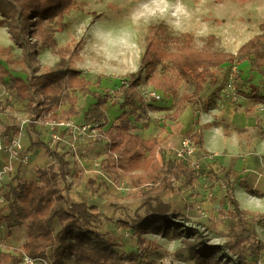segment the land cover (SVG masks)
I'll list each match as a JSON object with an SVG mask.
<instances>
[{
  "label": "rangeland",
  "instance_id": "rangeland-1",
  "mask_svg": "<svg viewBox=\"0 0 264 264\" xmlns=\"http://www.w3.org/2000/svg\"><path fill=\"white\" fill-rule=\"evenodd\" d=\"M74 2L75 8L62 16L44 21L42 28L51 33L56 49L66 47L70 52L73 50L72 54L66 55L64 63H72L75 69L80 70L82 76H84L82 72L85 73L84 78L89 79L91 83L100 78L98 86L90 87L91 90L98 92L113 90L117 81L114 83L115 86L112 82L117 76L127 78L129 74H138V92L140 90L144 93L147 87H152L146 81V74L151 71L162 72L163 67L160 64L155 67L141 64V55L150 28L155 29V37L168 52H174L180 45L186 44L194 48L207 45L212 51L235 53L239 46L253 35L264 32V0H74ZM31 40L38 42L40 39L34 35ZM8 42L12 41L7 30L0 26V45ZM14 49L15 47H12V52L16 54L18 50ZM60 59L55 49L39 47L37 55L39 66H54ZM259 72L258 74L256 70H252L248 62L224 64L217 73L220 79L219 87L224 90L223 99L225 101L230 99L235 104L239 92H249L259 82L263 85L264 67H261ZM18 75L24 76L21 73ZM246 79L251 84L245 86V91L239 90L240 82ZM208 86L205 85L200 93L202 96L204 94V97L208 96L207 92L211 88ZM182 89L192 91V86L187 85L184 88L181 86L180 90ZM260 92L264 95L262 89ZM76 95L77 115L70 119L82 123V113L90 106L94 97L79 92H76ZM204 97L200 96L198 107L203 106ZM120 101L121 98L111 99L104 105L103 109L108 118L104 129H107L117 116V104ZM246 102V107L251 108L247 111L246 117L264 121V101ZM156 104L162 106L163 102ZM68 108V103H62L57 108L59 119L66 121L65 112ZM113 110L116 113H113ZM164 114L157 115L154 120L163 121ZM28 118L25 102L14 99L9 78L5 77L4 83H0V139H5L3 132L6 127L19 128L18 133L10 134L18 138L26 147L28 155L32 156L27 164L29 173L25 176L30 178L27 180H36V170L52 164L45 151L40 152L42 160L34 161L36 156L32 154L35 148L31 145L32 141L47 139L51 148H56L64 154L69 171L59 178L61 185L64 186L66 198L68 201H84L88 205H95L101 214L102 223L90 228L88 232L87 236L92 240H96L97 237L98 242L124 252L125 256L129 252H136L152 264H164L167 261L174 264H232L226 257L219 258L218 255L222 252L227 257L230 256L236 264H250L252 262L250 260L255 256L264 258V221L252 222L249 219L250 215L248 216L250 232L255 236L254 241L262 245L263 249L258 253L251 254L247 251L242 255L238 252L240 248L229 249L226 243L228 231L218 213L225 210V207L218 206V201H215L219 192L214 190L215 183L207 172L211 167L210 163H207L206 167L201 166L199 159L193 158L199 163L198 175L195 174L193 180L181 179L174 183L173 188L159 192L160 198L168 202L170 207L163 218L158 219L157 215L149 212L147 206L142 205L145 198L138 189L132 187L133 175L121 174L118 179L113 180L99 170L100 161L106 151V139L103 135L101 137L85 135L75 141L69 138L71 135L60 130L63 133V141L50 143L49 137L43 134L47 121L45 117H40L35 127L28 124ZM193 124L195 126V123ZM155 125L157 131L164 128L158 123ZM140 126L142 123H133L132 131L138 134ZM193 129L195 134L189 131L185 137L192 133L198 138L199 129L196 127ZM139 137L141 138L140 135ZM193 141L191 145H194ZM168 155L170 154L166 153L164 157ZM53 169L58 170L57 164H53ZM21 172L17 174L12 169L6 186L16 174L20 176ZM203 175L206 180H203ZM87 181H93L94 184L86 185ZM94 186L98 188L96 192ZM221 187L223 186L221 185L220 189ZM144 190H147V187ZM10 202L6 201V205ZM104 217L110 220H104ZM5 225V223L0 225V247L4 251L13 252V249L17 248L14 245L17 240L12 243L13 237H8L6 231L2 234V226ZM188 226L201 231L207 244L213 246L215 251L212 260L202 261L192 253L190 244L199 240L196 235H188L186 230ZM56 228L58 227L55 223L53 229ZM141 240L140 245L138 241ZM49 253L50 249L47 250L48 258ZM64 262L63 264H78L71 256L66 257Z\"/></svg>",
  "mask_w": 264,
  "mask_h": 264
},
{
  "label": "trees",
  "instance_id": "trees-1",
  "mask_svg": "<svg viewBox=\"0 0 264 264\" xmlns=\"http://www.w3.org/2000/svg\"><path fill=\"white\" fill-rule=\"evenodd\" d=\"M75 7L74 0H0V26L6 28L9 39L20 51L16 55L12 52V46H0V83H4L5 77L9 78L14 99L25 102L31 127H35L42 116L45 120H58L56 110L62 103L69 104L65 119L77 115L76 92L93 96L94 102L82 113V118L83 122L96 125L106 139V151L99 170L113 180L121 174L133 175L132 187L138 189L145 198L142 205L161 219L170 206L160 198L159 192L173 188L174 183L181 179L193 180L195 171L182 159H173L170 155L164 157L167 149L159 138L141 139L132 131V124L144 125L149 112L164 111L163 121L159 123L167 125L168 121L178 117L186 105H191L194 113L199 111L197 102L200 93L205 85L216 86L220 83L217 73L224 64H241L246 61L252 70L259 72L264 67V32L253 35L235 53L212 51L207 45L194 48L186 44L180 45L174 52H168L155 37V29L150 28L141 64L149 67L160 64L163 67L162 72L151 71L146 74V81L152 88L163 93V105L159 106L146 101L138 92V74L122 78V83L111 91L98 92L90 87L98 86L100 78L91 83L72 63L63 62L73 50L70 52L66 47L56 49L51 33L44 31L42 23L62 16ZM34 35L39 37L38 42L31 40ZM39 47L55 49V53L61 57L60 61L54 66H39ZM187 85L192 86V91L180 90L181 86L184 88ZM261 89L264 91V84L259 83L249 92L241 94L255 100H264ZM118 98L122 99L118 102L121 112L107 129H103L108 123L104 105ZM176 127L177 131L179 124ZM223 127L226 132V126ZM13 132L18 133L19 128L8 126L3 135L7 137ZM188 137L193 141L192 133ZM193 144L203 148L200 129L198 141ZM31 145L44 149L52 164L38 168L36 180L21 179L16 169V176L8 183L4 197L7 202H11L0 208V225L6 224L8 237L11 236L12 226H24L25 238L13 252L0 251V264H19L22 255L33 259H48L49 264H63L69 256L74 257L78 264H152L136 252H129L125 256L124 252L98 242L97 237L96 240L89 238L87 235L90 228L102 223L101 214L95 205H88L84 201H68L66 198L59 178L69 171L64 154L43 141H32ZM53 164H57V171L53 169ZM209 174L211 179L220 180L224 185L229 208L218 213L228 231L226 243L229 249L240 248V255L247 251L251 254L260 252L263 246L254 241L255 236L248 228V216L250 221L260 223L264 221V214L251 213L239 207L233 194V181L228 173L219 178L218 173L210 169ZM87 183L94 184L93 181ZM145 187L147 190L143 191ZM93 189L95 192L98 190L96 186ZM246 190L255 196L264 195L247 186ZM104 220L110 218L104 217ZM55 223L58 227L56 230L53 229ZM186 230L188 235H196L199 240L190 244L192 253L202 261L212 260L215 249L207 244L202 232L191 226L186 227ZM139 243L141 245L142 240ZM218 256L226 257L232 264H236L224 252Z\"/></svg>",
  "mask_w": 264,
  "mask_h": 264
},
{
  "label": "crops",
  "instance_id": "crops-1",
  "mask_svg": "<svg viewBox=\"0 0 264 264\" xmlns=\"http://www.w3.org/2000/svg\"><path fill=\"white\" fill-rule=\"evenodd\" d=\"M0 46L15 47L12 42ZM15 49L18 50V52H15L16 55H18L20 51L16 47ZM259 73L260 72H258V74ZM82 74L86 76L84 72H82ZM121 79V77L117 76V79L112 82V85L115 86L114 83L117 81L115 88L118 87L121 83ZM250 84L249 80H242L239 84L240 89H238L245 91V86L247 87V85ZM257 85L259 84H256V86ZM219 86L220 83L216 86H209L211 88L207 92V97H204V94L203 96L200 94L201 97H204V102L203 106L201 105V107H199V111L194 113L191 105H186L178 117L175 120L168 121V124L166 123L167 125H162L159 121L154 120L157 115L163 114L164 111L149 112L148 116L150 120H146L145 124L140 126L138 135L143 139L159 137L161 144L167 149L166 152L170 153L180 147L181 140L185 138L186 133L193 131V134H195V129H193V127L200 129L203 135V148L200 149L195 147L193 158L199 159L198 161L201 166L206 167L207 163H210L211 167L208 168L207 172L209 173V170L212 169L218 173L219 178H222L224 173L229 174L230 179L233 181V194L241 209L251 213L264 214V195L255 196L246 190L247 186L252 190L264 194V121L255 120V118L253 120L247 118V111L251 110V108L246 107V100L254 101L255 99L244 96L239 92L235 104L232 103L230 99L225 101L222 97V92L224 90ZM150 88L151 87H147V89ZM80 99L85 100L84 98ZM92 101L94 102V98H92ZM256 101L262 100L256 99ZM93 102H90V104ZM235 105L237 108H235ZM120 112L121 109L117 104V115ZM113 113H116V111L113 110ZM157 123L161 124L164 128L157 131L155 129L157 127L155 124ZM193 123H195V126ZM177 124H179V128L176 132L174 130L177 129ZM223 125L226 126V132ZM40 127L41 131H43L41 125ZM36 128H38V125ZM44 128L45 131L43 134L47 135L48 138V128L46 125ZM194 137L195 136H193V142L196 143L198 141L197 135L195 138ZM23 141L26 143L24 138ZM41 141L48 143L47 139ZM25 151L27 152L26 147ZM41 151L44 152V149L33 148L32 154L36 156L34 161L38 162L42 160L40 157ZM0 157H2L0 158V166L8 164L7 153L0 152ZM202 157L205 158L203 159ZM31 158L32 156L29 155V162ZM12 168L13 170L17 169L18 171H22L20 174L22 179H30L25 176L29 173L27 164L18 165L16 162H12ZM213 182L215 183L214 188H216L214 190L219 192L217 199H215V201H218V206H224L225 209L229 208L227 198L224 195L223 183L220 180H213ZM221 185L223 187L220 189ZM2 231V234L6 231L5 226H2ZM9 237H13L12 243L17 240L14 245L18 247L25 238L24 226H12L11 236ZM0 251L4 250L0 247Z\"/></svg>",
  "mask_w": 264,
  "mask_h": 264
},
{
  "label": "built area",
  "instance_id": "built-area-1",
  "mask_svg": "<svg viewBox=\"0 0 264 264\" xmlns=\"http://www.w3.org/2000/svg\"><path fill=\"white\" fill-rule=\"evenodd\" d=\"M140 95L146 101L152 103L163 102L164 99L163 93L160 92L159 90L153 89L152 87L150 89H146L144 93L140 92ZM65 120L66 121H63L61 119L58 120L50 119L46 121L50 143H55L57 140L60 142L63 141V133L60 130L62 131L64 130V132L67 135H71L72 137L69 138H73L75 141H77L80 137H83L85 135L100 136V137L102 136L101 130L94 124L85 123V122L76 123L70 118ZM47 144L49 145V143ZM191 144L192 141L187 136L181 140L180 147L177 150L170 152L169 154L173 159L177 158L186 161L194 169L195 174L198 175L199 163L197 162V160L193 159V153L195 147L194 145ZM0 152L7 153L8 155V164H3L2 168L0 169V208H4L6 206L4 190L7 189L6 180H10V178L9 179L7 178L9 172L12 171L13 169L12 162H16L18 165L28 164L29 155L25 151V147L20 142V140L12 134L5 137V139H0ZM171 153L173 155H171ZM203 180H206L204 175H203ZM13 184H15V180ZM203 214L205 215V212H203ZM250 261H252L250 262V264H264V258H262L261 256H257V257L255 256ZM19 264H48V261L44 259H33L26 255H22V259ZM138 264H143V263L140 262ZM164 264H174V263H172L171 261H167Z\"/></svg>",
  "mask_w": 264,
  "mask_h": 264
},
{
  "label": "bare ground",
  "instance_id": "bare-ground-1",
  "mask_svg": "<svg viewBox=\"0 0 264 264\" xmlns=\"http://www.w3.org/2000/svg\"><path fill=\"white\" fill-rule=\"evenodd\" d=\"M23 234V233H22ZM20 240H21V238H20Z\"/></svg>",
  "mask_w": 264,
  "mask_h": 264
}]
</instances>
